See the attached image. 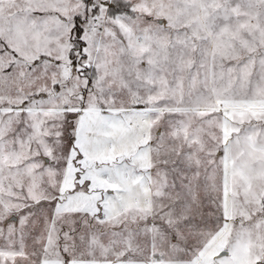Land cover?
<instances>
[{
	"label": "snow or ice",
	"instance_id": "1",
	"mask_svg": "<svg viewBox=\"0 0 264 264\" xmlns=\"http://www.w3.org/2000/svg\"><path fill=\"white\" fill-rule=\"evenodd\" d=\"M0 264H264V0H0Z\"/></svg>",
	"mask_w": 264,
	"mask_h": 264
}]
</instances>
